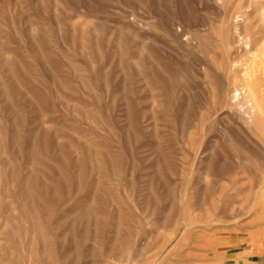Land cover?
Masks as SVG:
<instances>
[{
  "label": "rangeland",
  "instance_id": "1",
  "mask_svg": "<svg viewBox=\"0 0 264 264\" xmlns=\"http://www.w3.org/2000/svg\"><path fill=\"white\" fill-rule=\"evenodd\" d=\"M263 3L0 0V264H264Z\"/></svg>",
  "mask_w": 264,
  "mask_h": 264
},
{
  "label": "bare ground",
  "instance_id": "2",
  "mask_svg": "<svg viewBox=\"0 0 264 264\" xmlns=\"http://www.w3.org/2000/svg\"><path fill=\"white\" fill-rule=\"evenodd\" d=\"M56 1V0H55ZM252 2H253V0H252ZM57 4V3H56ZM264 4V3H263ZM261 7H264V6H261ZM252 8V7H251ZM260 8V7H259ZM259 8H258V10H259ZM253 9V8H252ZM248 10H249V8H248ZM256 11H257V9L255 10V12H254V14L256 13ZM224 12V11H223ZM252 14H253V12H251ZM242 14V13H241ZM244 14V13H243ZM245 15V14H244ZM251 14H248V15H246L245 17H249ZM242 17H243V15H241ZM253 18H254V16H253ZM227 19V18H226ZM249 18H247V20H248ZM251 20V19H250ZM249 20V25H248V21H246L247 22V25L249 26V30H246L245 29V33H243L242 34V32L240 31V42L241 43H243V44H245V46H244V48H243V50H242V53H241V57L245 60V63H244V67H243V73H241L240 75L241 76H239V77H241L242 79H239V80H242L243 81V83H244V85H245V87L247 88V92H248V94H250L251 96V100H250V102H251V105H264V101H263V103L262 104H258L259 102H258V100H257V98H256V95L255 94H253V93H256V92H254V90H253V88H254V84H256V83H254V76H253V72H256L257 71V66H258V64H259V62L261 63V65L263 64V66H264V8H261L259 11H258V13L256 14V19L255 20H257V21H250ZM244 21V22H245ZM241 23V22H240ZM260 23V24H259ZM19 24V23H18ZM244 23H242V26L244 27V25L246 24H244ZM20 25V24H19ZM260 25V26H259ZM246 26V25H245ZM240 28V27H239ZM246 28V27H245ZM204 29V28H203ZM220 29H221V27H220ZM238 28H236V30H237ZM232 30V29H231ZM242 30V29H241ZM238 31H239V29H238ZM237 32V31H236ZM239 36V35H238ZM235 41V40H234ZM236 43V42H235ZM238 43V42H237ZM223 45V44H222ZM239 45V44H238ZM255 49V51L254 50H252V49ZM1 50V49H0ZM238 51V50H237ZM240 55V54H239ZM238 56V55H237ZM233 57V56H232ZM69 58V57H68ZM241 59V58H240ZM69 61V60H68ZM232 61V60H231ZM258 63V64H257ZM240 64H242V63H240ZM256 64H257V66H256ZM41 65H43V64H41ZM71 66V65H70ZM110 67V66H109ZM262 67V66H261ZM11 68V67H10ZM238 68H239V66H238ZM23 69V68H22ZM241 69V68H240ZM25 70V69H24ZM157 70V69H156ZM234 70H236L235 68H234ZM239 69H237V72H239L238 71ZM242 70V69H241ZM261 70V69H260ZM262 71H263V69H262ZM30 72V71H29ZM33 72V71H32ZM261 72V71H260ZM256 73H258V72H256ZM261 73H263V72H261ZM264 74V73H263ZM263 74H261V75H263ZM237 76V77H238ZM258 76V75H257ZM220 77V76H219ZM262 77V76H261ZM261 77H259V78H261ZM263 77H264V75H263ZM258 78V79H259ZM223 79V78H222ZM53 80V79H52ZM235 81V80H234ZM259 81V80H258ZM261 81V80H260ZM236 82H237V80H236ZM40 83V82H39ZM51 83V82H50ZM52 83H54V82H52ZM51 83V84H52ZM58 83V82H57ZM62 83V84H61ZM61 83H59V84H61V85H63V81L61 82ZM257 83H259V82H257ZM262 83V81L260 82V84ZM58 84V85H59ZM237 84V83H236ZM239 84V83H238ZM264 84V83H263ZM262 84V85H263ZM235 85V84H234ZM244 85H243V87H244ZM54 86V85H53ZM64 86V85H63ZM259 85H257V87H258ZM261 86V85H260ZM61 87V86H60ZM234 87H236V86H234ZM56 88V87H55ZM238 88V87H237ZM245 88V89H246ZM59 89V88H58ZM67 89V88H66ZM257 89V88H256ZM63 90V89H62ZM236 90V89H235ZM243 90H244V88H243ZM260 90V89H259ZM264 90V89H263ZM231 91H232V89H231ZM61 92V91H60ZM229 92H230V90H229ZM237 93V92H236ZM238 93H240L239 91H238ZM247 94V95H248ZM260 94H262V93H260ZM62 95V94H61ZM236 95V94H235ZM241 95V97H242V94H240ZM246 95V94H245ZM240 97V98H241ZM70 98V97H69ZM244 98V97H243ZM238 99H239V97H238ZM262 99H264V97H262ZM233 100V99H232ZM239 101V100H238ZM241 101H243V100H241ZM249 101V100H248ZM234 102V101H233ZM244 103H246V102H244ZM237 104H239V103H237ZM249 104V103H248ZM235 105V104H234ZM240 105V104H239ZM243 105V104H242ZM247 106V105H246ZM249 106V105H248ZM257 107V106H256ZM245 109H247V107L245 108ZM259 110H260V108H259ZM254 111H256L255 109H254ZM242 112V111H241ZM245 112L243 111V114H244ZM252 113V112H251ZM251 113L249 112V116H251ZM242 115V114H241ZM263 116V115H262ZM247 117V116H246ZM11 119V118H10ZM250 119V118H249ZM243 120H245V119H243ZM247 121H249V120H247ZM246 121V122H247ZM244 122V121H243ZM242 122V123H243ZM249 123V122H248ZM247 123V124H248ZM249 125V124H248ZM3 126V125H2ZM250 126V125H249ZM252 126V125H251ZM244 127H245V125H244ZM248 128V127H247ZM253 128V127H252ZM248 129H250V128H248ZM255 129V128H254ZM253 130V129H252ZM1 131V130H0ZM55 132V131H54ZM236 132V131H235ZM238 132V131H237ZM253 132V131H252ZM25 134V133H24ZM46 134V133H45ZM264 134V133H263ZM54 135H55V133H54ZM236 135V134H235ZM44 137V136H43ZM238 137H239V135H238ZM247 138V137H246ZM43 140V139H42ZM235 140V139H234ZM5 141V140H4ZM46 141V140H45ZM48 141V140H47ZM41 142V141H40ZM235 142V141H234ZM246 143V142H245ZM240 144V143H239ZM22 145V144H21ZM41 145H44V144H41ZM45 145H46V143H45ZM238 145V144H237ZM34 146H36L35 144H34ZM47 146V145H46ZM239 146V145H238ZM241 146V145H240ZM40 147V146H39ZM48 147V146H47ZM50 147V146H49ZM37 148V147H36ZM254 148V147H253ZM43 149V148H42ZM258 149V148H257ZM251 151H252V149H250ZM256 150V149H255ZM254 150V151H255ZM47 151V150H46ZM260 151V149L258 150V152ZM43 152V151H42ZM41 154H43V153H41ZM49 155V154H48ZM247 155H249V153L247 154ZM263 155V154H262ZM44 157V156H43ZM48 157V156H47ZM263 158H264V155L262 156ZM259 158H261V157H259ZM259 158H258V161H259ZM262 158V159H263ZM250 159H251V157H250ZM46 161H47V159H45ZM256 160V159H255ZM251 161H252V159H251ZM254 161V160H253ZM262 161V160H261ZM254 163V162H253ZM256 163V162H255ZM261 163V162H260ZM65 164V163H64ZM261 165V164H260ZM262 166H263V164H262ZM44 170V169H43ZM40 177V176H39ZM10 178V177H9ZM257 193V192H256ZM36 201V200H35ZM37 211V210H36ZM38 212V211H37ZM38 215V214H37ZM5 223V222H4ZM10 224V223H9ZM41 228V227H40ZM42 230V229H41ZM78 241V240H77ZM46 244V243H45ZM13 251V250H12ZM30 254H31V252H30ZM29 254V255H30ZM41 254V253H40ZM48 255V254H47ZM47 258V257H46ZM30 259H31V257H30ZM51 260V259H50Z\"/></svg>",
  "mask_w": 264,
  "mask_h": 264
}]
</instances>
